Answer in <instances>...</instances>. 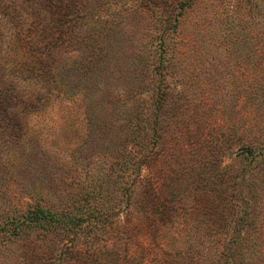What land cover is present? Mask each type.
Here are the masks:
<instances>
[{
    "label": "rangeland",
    "instance_id": "obj_1",
    "mask_svg": "<svg viewBox=\"0 0 264 264\" xmlns=\"http://www.w3.org/2000/svg\"><path fill=\"white\" fill-rule=\"evenodd\" d=\"M184 1L0 0V227L36 199L84 216L0 230V264L223 263L264 0ZM157 101L136 173L119 164Z\"/></svg>",
    "mask_w": 264,
    "mask_h": 264
},
{
    "label": "trees",
    "instance_id": "obj_2",
    "mask_svg": "<svg viewBox=\"0 0 264 264\" xmlns=\"http://www.w3.org/2000/svg\"><path fill=\"white\" fill-rule=\"evenodd\" d=\"M192 1H184L182 6ZM166 61L162 59L160 64L163 66ZM253 66L255 73L249 75L251 81H245L241 94L245 107L252 108L258 119L250 129L243 130L238 140L236 156L239 169L235 176L237 213L222 264H264V56L258 55ZM158 90L156 96L161 100V90ZM159 113L160 102L157 101L151 112L143 117L146 120L144 134L138 132L143 128L140 124H137L138 128L132 129V138H135L133 146L125 153L120 166L136 173L141 169L143 156L154 140L150 137L158 133ZM135 118L137 121L140 119L138 116ZM83 218L76 213L51 210L43 205L41 199H36L31 209L20 217L9 219L0 230L10 229L13 236L22 237L29 233L59 230L64 224L71 232H75L82 225Z\"/></svg>",
    "mask_w": 264,
    "mask_h": 264
}]
</instances>
